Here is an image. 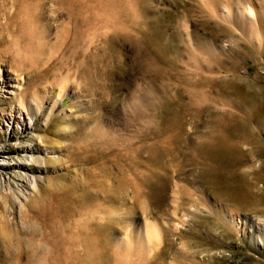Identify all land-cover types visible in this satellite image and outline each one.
<instances>
[{
    "label": "rangeland",
    "instance_id": "obj_1",
    "mask_svg": "<svg viewBox=\"0 0 264 264\" xmlns=\"http://www.w3.org/2000/svg\"><path fill=\"white\" fill-rule=\"evenodd\" d=\"M126 1L0 0V264H264V0Z\"/></svg>",
    "mask_w": 264,
    "mask_h": 264
},
{
    "label": "bare ground",
    "instance_id": "obj_2",
    "mask_svg": "<svg viewBox=\"0 0 264 264\" xmlns=\"http://www.w3.org/2000/svg\"><path fill=\"white\" fill-rule=\"evenodd\" d=\"M128 1L130 2V0H127L126 1V3H128ZM62 3L63 4H66L67 5V10H69L70 12H71V14H72V18H73V20L75 21V26H74V29H75V33H78V31H80L79 29L81 28L80 27V23H81V18H80V8H81V0H62ZM92 6V4H90V7ZM86 6H84L83 7V9L85 8ZM95 7H97V6H95L94 5V7L93 8H95ZM88 7H86V9H87ZM114 11L111 13V15L109 16L110 18H108V20H109V22H113V23H115L116 25H117V27H118V29H120V31H129L130 30V28L131 29H137V28H141L140 26H139V24H137V22H136V18L134 17V16H132V15H130L131 13L130 12H127V9H126V7L121 3V2H117L116 4H114ZM85 9V11L86 12H88L87 10ZM91 9H92V7H91ZM95 10H97V9H95ZM83 11V10H82ZM89 11H92V10H90V8H89ZM70 12H68L67 11V13L69 14ZM84 12V11H83ZM94 13V12H93ZM97 13V12H96ZM83 14V13H82ZM87 14V13H86ZM89 15L88 16H90L91 15V13L89 12L88 13ZM99 14V13H98ZM119 14H121V15H119ZM99 16L100 15H95V13H94V15L91 17V24L92 25H94L93 23H94V21H95V18H97V20L99 19ZM105 17H106V15H104ZM103 16V17H104ZM102 17V16H101ZM102 17V18H103ZM105 17L103 18V20H105ZM88 18H90V17H88ZM94 19V20H93ZM89 20L90 19H87L86 21H84V24H86V23H89ZM102 20V21H103ZM93 21V22H92ZM107 21V20H106ZM86 22V23H85ZM97 22V21H96ZM95 22V23H96ZM104 22V21H103ZM103 22H101L100 21V19H99V23H102L103 24ZM74 23V22H73ZM83 23V22H82ZM98 23V22H97ZM108 23V22H107ZM105 24V23H104ZM115 24H113V25H115ZM126 24H129V25H126ZM74 25V24H73ZM112 25V23L110 24V26ZM116 25H115V27L114 28H116ZM82 26V25H81ZM88 26H90V25H88ZM97 26V25H96ZM108 26V25H107ZM86 27V26H85ZM91 27V26H90ZM93 27V26H92ZM113 27V26H112ZM111 27V28H112ZM114 28H113V30H114ZM67 29V28H66ZM93 30H94V28H92ZM85 30V29H84ZM65 31V30H64ZM86 31H87V29H86ZM95 31H98L97 29L95 30ZM119 31V32H120ZM34 32V31H33ZM130 32V31H129ZM128 32V33H129ZM32 33V32H31ZM35 33V32H34ZM82 32H80L78 35H82L81 34ZM88 35H89V33L88 32H86ZM84 34V33H83ZM90 34H92V33H90ZM30 35V34H29ZM29 35H27V36H29ZM35 35V34H34ZM77 35V36H78ZM86 35V34H85ZM84 35V36H85ZM24 36V35H23ZM37 37H38V35H36ZM93 36V35H92ZM91 36V39L93 38ZM76 37V36H75ZM88 37V36H87ZM97 37V36H96ZM65 38V37H64ZM78 38V37H77ZM76 38V40H78ZM79 38H81L82 39V41L84 40L82 37H79ZM98 38V37H97ZM29 39V38H28ZM35 39H36V37H35ZM71 40H72V38H71ZM23 41V40H22ZM29 41V40H28ZM69 42H70V40H69ZM68 42V43H69ZM80 42H81V40H80ZM26 43H28V42H26ZM70 43H72V41L70 42ZM69 43V44H70ZM91 43H92V41H91ZM90 43V44H91ZM76 43H74V44H70L69 45V49H70V51H72V53L74 52V53H76L77 52V50H78V46H79V44H78V46H77V44L75 45ZM27 45V44H26ZM66 45V44H65ZM34 46V45H33ZM63 46V45H62ZM81 46V45H80ZM30 47V46H29ZM67 47V46H66ZM61 48V47H60ZM82 48V47H81ZM31 49V48H30ZM29 49V50H30ZM41 48H39V50H40ZM64 49H66V48H64ZM63 49V50H64ZM38 51V50H37ZM69 51V52H70ZM82 51V50H81ZM35 53V52H34ZM39 53V52H38ZM78 53V52H77ZM24 55V54H23ZM26 55H27V53H26ZM26 55H25V57H26ZM33 55H36V54H33ZM82 56H83V53L81 54ZM19 56V55H18ZM30 56V55H29ZM67 56V55H66ZM69 56V55H68ZM22 57H24V56H22ZM34 57V56H33ZM18 58V57H17ZM20 58V57H19ZM18 58V60H23L22 58H20L19 59ZM27 58V57H26ZM32 57H29L28 59H31ZM34 58H37V57H34ZM39 58V57H38ZM67 58V57H66ZM65 58V59H66ZM14 59H16V58H14ZM27 59V62L28 61H30V60H28ZM33 59V58H32ZM70 59V58H69ZM73 61V64H72V66H71V71L74 73V74H76V75H80V71H81V67L82 66H80V64H79V62H77V59H76V57L75 56H72V58H71ZM34 60V59H33ZM67 60V59H66ZM64 62V61H63ZM71 62V61H70ZM22 64L24 63V62H21ZM81 63V62H80ZM83 63V62H82ZM66 64V63H65ZM69 65H71V64H69ZM83 65V64H82ZM62 66H63V64H62ZM61 67V66H60ZM67 68H68V66H67ZM66 69V68H65ZM67 70V69H66ZM87 72V71H86ZM67 73V72H66ZM82 75H83V73H82ZM6 86V84H4V83H0V92H5V86ZM4 87V88H3ZM7 87H14V86H12V85H9V86H7ZM7 93H9V92H7ZM13 92L11 91L10 92V94H12ZM23 99V98H22ZM23 100H26V99H23ZM23 114H25L26 115V117L28 118V119H30L31 117H30V115L31 114H29V113H26V112H24ZM26 117H23V118H20V120H24ZM13 118H17L16 117V115L14 114V115H12V119ZM30 128H31V126H30ZM4 163V162H3ZM2 164V163H1ZM0 164V165H1ZM2 165H4V164H2ZM6 165V164H5Z\"/></svg>",
    "mask_w": 264,
    "mask_h": 264
}]
</instances>
